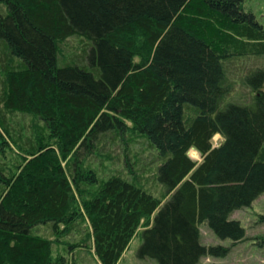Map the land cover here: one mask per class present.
I'll return each instance as SVG.
<instances>
[{
    "label": "trees",
    "instance_id": "obj_1",
    "mask_svg": "<svg viewBox=\"0 0 264 264\" xmlns=\"http://www.w3.org/2000/svg\"><path fill=\"white\" fill-rule=\"evenodd\" d=\"M0 4V264H77L55 241L118 264L143 222L139 255L160 264L228 256L205 223L246 239L233 214L264 194L262 15L246 0ZM72 37L87 46L62 60ZM119 145L123 168L89 165ZM134 145L154 158L134 167Z\"/></svg>",
    "mask_w": 264,
    "mask_h": 264
},
{
    "label": "rangeland",
    "instance_id": "obj_2",
    "mask_svg": "<svg viewBox=\"0 0 264 264\" xmlns=\"http://www.w3.org/2000/svg\"><path fill=\"white\" fill-rule=\"evenodd\" d=\"M246 3L247 8L254 9V12H257L258 16L262 15L261 17H264V0H246ZM1 6L5 7L6 9V5L4 6L0 4V8ZM86 44V41L84 42L81 38H69L61 44V59L65 61L71 60L76 54L80 52L82 53V51H84L85 47L87 46ZM253 63L254 62H252V60H249L246 62V64H244L245 69H243V67L241 68L244 71H247L250 69ZM236 88V97L240 96L241 99H244L246 101L250 99L251 90L244 88L241 83H238ZM222 141L223 138L221 135H216L213 138L214 146H219ZM124 147V145L108 146L107 148H105L104 153L99 154V152H97V156L99 157H91L92 162L90 161L91 164L89 165L92 166V168L98 165L101 169L100 171H103L104 168L98 164L101 163L99 159L103 158V163L101 164L106 165L107 175H110L112 171H116L117 169L120 170L121 168H123V161H120V159L125 156ZM132 148L133 152L127 153V159L134 163V167L139 166L136 163L142 164L143 162H148L149 160H152L154 158L151 156V154L144 153V151L139 149L141 148V146L139 145H134L132 146ZM137 151H140V153H142L141 157L136 154ZM189 156L195 161H202L200 152L194 148L189 151ZM262 214H264V194L261 195L251 207L238 210L233 214V218L240 220L242 225L247 230L246 239L235 244H233L230 240H220L219 238H216L209 226L206 223L203 224L201 226V233L202 242L204 244H220L226 247H231V251L229 255L224 258L206 256L201 259L199 264H264V241L262 239V236H264V225L258 223L259 217ZM143 224L138 229L137 233L131 241L129 248L125 251L118 264H160L153 258H143L139 255V250L144 243L142 231L145 228ZM35 230L41 235L43 234L46 237L48 236L55 239V237L51 235V231L48 227H46V225H39L35 228ZM40 231L43 233H40ZM91 249H79L76 251H72L70 250V248H68L67 245L65 246V244L63 245V243L55 241L53 251L54 256L65 255L68 258L77 259V264H95L94 260L92 259L93 257L91 256L92 254H90L89 252Z\"/></svg>",
    "mask_w": 264,
    "mask_h": 264
},
{
    "label": "bare ground",
    "instance_id": "obj_3",
    "mask_svg": "<svg viewBox=\"0 0 264 264\" xmlns=\"http://www.w3.org/2000/svg\"><path fill=\"white\" fill-rule=\"evenodd\" d=\"M199 156V155H198ZM195 157H197V156H195Z\"/></svg>",
    "mask_w": 264,
    "mask_h": 264
}]
</instances>
